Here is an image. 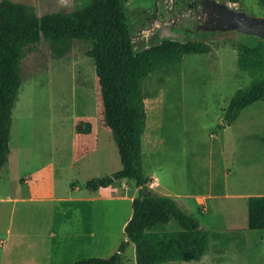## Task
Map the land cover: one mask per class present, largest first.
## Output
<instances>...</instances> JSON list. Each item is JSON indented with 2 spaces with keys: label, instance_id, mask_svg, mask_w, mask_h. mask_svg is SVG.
Returning a JSON list of instances; mask_svg holds the SVG:
<instances>
[{
  "label": "rangeland",
  "instance_id": "rangeland-1",
  "mask_svg": "<svg viewBox=\"0 0 264 264\" xmlns=\"http://www.w3.org/2000/svg\"><path fill=\"white\" fill-rule=\"evenodd\" d=\"M12 1L33 6L39 15L73 9L72 0ZM152 1L118 3L115 15L125 22L128 9ZM239 3L264 7L259 0ZM204 41L210 45V52L184 55L175 67L161 69L143 81L146 128H155L157 121L159 126L153 133L147 129L142 136V170L155 176V182L150 183L155 193L172 196L202 228L241 230L245 241L241 249L233 240L221 262L215 261L217 254L210 248L201 261L191 264H264V230L247 228V196L264 195V100L246 106L235 121L221 127L230 98L251 78L236 66L237 39L211 36ZM97 44L117 68V49L89 35L76 38L71 51L60 59L51 58L42 36L26 49L9 142L12 151L11 144L16 143L19 153L17 162L9 160L0 170V196L26 194L27 188L19 186L17 178L48 164L54 165L57 198L67 196L70 183L85 189L88 179L120 170L116 144L110 130L102 125L93 61L84 54L86 46ZM247 44L257 47L264 57L263 47ZM253 90L264 92V87L259 84ZM18 119L22 123L15 128ZM79 121L92 125L91 136H82L87 141L73 137ZM93 137L97 148L90 151ZM83 147L87 154L80 156ZM129 181L133 188L134 182ZM14 206L12 212L10 203L0 206V239L5 240L0 243V264H68L108 258L125 240L121 225L131 213V204L126 201L93 204L96 210H113V217L106 218L107 227L94 226L96 236L91 242L70 252L66 234L82 221L79 215H73L74 208L59 202ZM38 209L47 215H39ZM64 210L72 214H63ZM91 220L98 223L101 219L95 216ZM8 222L10 237L5 232ZM177 228L170 221L156 229ZM50 231L56 236L48 237ZM120 259L122 264H135L131 246L125 248Z\"/></svg>",
  "mask_w": 264,
  "mask_h": 264
},
{
  "label": "trees",
  "instance_id": "trees-1",
  "mask_svg": "<svg viewBox=\"0 0 264 264\" xmlns=\"http://www.w3.org/2000/svg\"><path fill=\"white\" fill-rule=\"evenodd\" d=\"M73 9L37 14L34 7L12 0H0V170L10 155L11 114L22 83L21 61L25 51L42 36L52 59L66 56L74 40L89 35L110 43L119 54L114 68L100 45L86 46L84 54L93 61L102 104V125L110 130L121 168L110 175L90 178L85 188L95 191L115 180L130 179L137 192L131 201V215L124 227L125 240L108 258H89L68 264H122L120 256L129 244L134 246L135 264H191L201 261L212 249L215 261L223 260L230 242L245 243L241 230L215 231L200 226L169 195L155 193L152 178L142 170V136L146 131L143 81L161 69L175 67L187 54H206L205 41L182 43L168 40L150 46L135 56L125 22L115 15L118 3L126 0H72ZM239 3L240 0H229ZM264 3V0H259ZM236 66L250 83L230 98L221 116V127L230 125L246 106L264 100V92L253 90L264 81V57L257 47L235 42ZM91 123L79 121L74 129L89 134ZM174 221L176 230H157ZM247 228L264 230V195L247 197ZM211 248V249H210Z\"/></svg>",
  "mask_w": 264,
  "mask_h": 264
},
{
  "label": "water",
  "instance_id": "water-1",
  "mask_svg": "<svg viewBox=\"0 0 264 264\" xmlns=\"http://www.w3.org/2000/svg\"><path fill=\"white\" fill-rule=\"evenodd\" d=\"M125 31L131 56L168 40L187 43L211 36L264 48V7L229 0H153L127 10Z\"/></svg>",
  "mask_w": 264,
  "mask_h": 264
},
{
  "label": "crops",
  "instance_id": "crops-1",
  "mask_svg": "<svg viewBox=\"0 0 264 264\" xmlns=\"http://www.w3.org/2000/svg\"><path fill=\"white\" fill-rule=\"evenodd\" d=\"M154 106V105H152ZM156 108V106H154ZM157 109V108H156ZM157 121V120H156ZM18 125H16L15 128L19 127L22 123L21 119L17 120ZM147 124V123H146ZM159 122L157 121L155 128H146L148 129L150 133L155 132L158 129ZM75 127V126H74ZM92 133L89 134H78L73 132V137H75V140H85L82 139V136H91ZM96 134V133H95ZM87 138V137H86ZM87 141V140H85ZM97 140L96 138H92V141L90 142V151H93L94 148H97ZM10 146V145H9ZM112 146V145H111ZM12 149L10 148V155L8 158L11 162H17L16 158L18 156L19 150L17 148V145L14 142L11 144ZM83 151L79 154L80 156H84L87 154V148L83 147ZM74 154L76 152V148L74 149ZM81 151V149H80ZM118 151V150H117ZM13 152V155H12ZM106 156V155H105ZM13 158V159H12ZM13 160V161H12ZM16 160V161H15ZM71 165V164H70ZM1 174V173H0ZM112 174V173H111ZM150 178H154L155 176L150 174L147 175ZM102 177V176H101ZM21 178H23V181H21ZM55 169L53 164L44 165L42 167L37 168L36 170L30 171L28 174L20 175L17 178V184L19 186H25L27 188V193L24 195L19 196H0V206L2 204H11L10 210L11 212L14 210V204L17 203H26V202H36V203H52V202H59L64 203L65 205L74 208L73 209V215H79L78 217L82 219L79 223H77V226L75 229L70 230L66 235L70 239L68 250L74 251L79 249V247L86 245L87 242H91L92 238L96 236V232L94 230V226L98 229L99 227H107L106 225V218H112L113 217V210H96L93 204H111L114 201H126L131 204L132 198L135 196L137 192V188L135 185L133 188H130V182L129 179H119L112 182L107 187L99 188L95 191H89L86 188L83 189L81 185L74 184L72 185L70 183L69 193L67 196L63 197H55ZM123 180V181H122ZM122 182L120 186H117L116 184L118 182ZM248 197V196H247ZM80 209V210H76ZM10 212V214H11ZM71 213L69 210H64L63 214ZM39 215H47V212H44L42 209H38ZM72 214V213H71ZM97 214V215H96ZM53 215V213H52ZM131 215V213H130ZM130 215L126 220L123 221L121 225V230L124 234V227L126 225V222L130 218ZM69 216V215H67ZM95 216H98L101 220L98 223H95L91 218H94ZM102 231V230H101ZM7 237L11 236V229H10V222H8V226L5 230ZM102 232H99L101 234ZM56 234L53 231H50L47 233L48 237H54ZM64 235V236H66ZM125 238V236H124ZM8 241V240H7ZM5 242L4 239H0V243L3 244ZM131 246L132 251V257L134 258V246L133 244H129L127 247ZM73 247V248H72ZM67 250V248H64ZM72 263V262H71Z\"/></svg>",
  "mask_w": 264,
  "mask_h": 264
},
{
  "label": "built area",
  "instance_id": "built-area-1",
  "mask_svg": "<svg viewBox=\"0 0 264 264\" xmlns=\"http://www.w3.org/2000/svg\"><path fill=\"white\" fill-rule=\"evenodd\" d=\"M155 180H156V179H155V177H154V178H152V180H151V183L155 182Z\"/></svg>",
  "mask_w": 264,
  "mask_h": 264
},
{
  "label": "bare ground",
  "instance_id": "bare-ground-1",
  "mask_svg": "<svg viewBox=\"0 0 264 264\" xmlns=\"http://www.w3.org/2000/svg\"><path fill=\"white\" fill-rule=\"evenodd\" d=\"M57 124V123H56Z\"/></svg>",
  "mask_w": 264,
  "mask_h": 264
}]
</instances>
